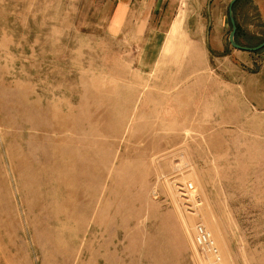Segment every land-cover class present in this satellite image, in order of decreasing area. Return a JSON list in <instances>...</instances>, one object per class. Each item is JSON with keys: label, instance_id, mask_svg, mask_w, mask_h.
<instances>
[{"label": "rangeland", "instance_id": "obj_1", "mask_svg": "<svg viewBox=\"0 0 264 264\" xmlns=\"http://www.w3.org/2000/svg\"><path fill=\"white\" fill-rule=\"evenodd\" d=\"M105 2L0 0V264H264L263 80L236 63L264 47L229 23V57L174 32L145 63L150 24Z\"/></svg>", "mask_w": 264, "mask_h": 264}, {"label": "crops", "instance_id": "obj_2", "mask_svg": "<svg viewBox=\"0 0 264 264\" xmlns=\"http://www.w3.org/2000/svg\"><path fill=\"white\" fill-rule=\"evenodd\" d=\"M231 0H106V10L108 12L107 23H116L125 26L135 22L138 25L150 24L147 29L144 41L142 42L141 56L145 63H156L157 55L165 48L170 41L172 34L182 32L186 38L194 39V33H198L199 42L213 54L225 53L227 46L223 39V33L226 30L229 21V7ZM251 0H236L232 5V11L235 18L236 28L239 31H250L249 22L252 19ZM249 4V5H248ZM255 4V0L253 5ZM146 11V16L144 12ZM148 16L152 17L154 22H147ZM246 18L245 21L243 19ZM228 22V23H227ZM231 25V24H230ZM257 35V33H256ZM259 35V34H258ZM174 38V36L172 37ZM229 43V41H228ZM238 44H242L239 40ZM230 45V43H229ZM231 46V45H230ZM239 52L246 50L237 49ZM157 49V50H156ZM216 50V52H214ZM157 51V52H156ZM229 57L230 51H226ZM155 56V60L152 57ZM214 57V56H213ZM220 57V56H219ZM225 57V56H222ZM249 60L247 67L236 62L239 69H246V72H255L263 80L258 86L255 94H264V52L246 56ZM245 64V63H244ZM236 66V65H235ZM251 112L264 113V106L259 107L256 100H250Z\"/></svg>", "mask_w": 264, "mask_h": 264}, {"label": "built area", "instance_id": "obj_3", "mask_svg": "<svg viewBox=\"0 0 264 264\" xmlns=\"http://www.w3.org/2000/svg\"><path fill=\"white\" fill-rule=\"evenodd\" d=\"M188 187L191 188V185H189ZM194 241L196 245L202 250L208 251L213 255L217 256V248L215 247L211 239L209 230L203 224L199 223L195 226ZM217 259H219L218 256Z\"/></svg>", "mask_w": 264, "mask_h": 264}, {"label": "water", "instance_id": "obj_4", "mask_svg": "<svg viewBox=\"0 0 264 264\" xmlns=\"http://www.w3.org/2000/svg\"><path fill=\"white\" fill-rule=\"evenodd\" d=\"M235 1L236 0L230 1V7H229V12H228L229 21L231 24V29H230V32L228 34V41H229L230 45L237 48V49H242V50H246V51H257V50L263 48L264 47V40L262 42H260L258 45L253 46V47L240 45L235 41L236 23H235V18H234L233 11H232V5Z\"/></svg>", "mask_w": 264, "mask_h": 264}, {"label": "trees", "instance_id": "obj_5", "mask_svg": "<svg viewBox=\"0 0 264 264\" xmlns=\"http://www.w3.org/2000/svg\"><path fill=\"white\" fill-rule=\"evenodd\" d=\"M238 32H239V29H238V27L236 28V32H235V41L238 43V41H237V39H236V35L238 34Z\"/></svg>", "mask_w": 264, "mask_h": 264}, {"label": "bare ground", "instance_id": "obj_6", "mask_svg": "<svg viewBox=\"0 0 264 264\" xmlns=\"http://www.w3.org/2000/svg\"><path fill=\"white\" fill-rule=\"evenodd\" d=\"M210 235H211V233H210ZM211 239H212V237H211ZM212 241H213V243H214V240L212 239ZM217 256H218V254H217ZM220 257V256H219Z\"/></svg>", "mask_w": 264, "mask_h": 264}]
</instances>
